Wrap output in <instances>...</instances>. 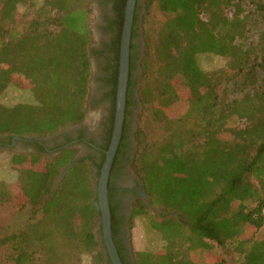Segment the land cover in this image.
<instances>
[{"label":"trees","instance_id":"1","mask_svg":"<svg viewBox=\"0 0 264 264\" xmlns=\"http://www.w3.org/2000/svg\"><path fill=\"white\" fill-rule=\"evenodd\" d=\"M136 3L130 44L125 117L135 81L133 38L143 5ZM145 0L146 50L138 98L142 107L134 137L132 168L148 202L137 201L132 218L146 217L163 240L158 252L134 250L135 264H264V2L250 0ZM126 0H103L101 30L108 37L91 48L89 0H0V92L8 84L29 90L31 102H0V138L28 144L77 124L85 114L91 56L99 58L108 100L99 162L76 149L51 159L41 146L13 154L18 220L0 235L11 264H83L85 252L98 256L95 217L99 215L91 172L99 176L113 128L119 47ZM232 8L231 16L226 10ZM20 9L25 15L18 16ZM155 9V16L152 10ZM201 53L222 56L226 66L203 71ZM14 77L30 83L12 82ZM236 89L221 96L219 85ZM237 118L242 126H231ZM140 120V121H141ZM151 130L160 134L150 137ZM124 122L112 166L126 144ZM228 134V137H224ZM108 181L112 238L116 237L115 186ZM237 205L234 207V204ZM100 233H101V229ZM260 230L263 234L258 237ZM109 261V259L107 258Z\"/></svg>","mask_w":264,"mask_h":264},{"label":"rangeland","instance_id":"2","mask_svg":"<svg viewBox=\"0 0 264 264\" xmlns=\"http://www.w3.org/2000/svg\"><path fill=\"white\" fill-rule=\"evenodd\" d=\"M264 2V0H262ZM90 2V6H91V15H90V28H91V32H92V40L90 43V47L91 48H98L101 46V41L106 38V35L103 33V31L101 30V24L103 22V9L102 6L100 5V3H98L97 0H89ZM250 0H245V4L246 7L249 6L250 4ZM145 0H141V4L143 5V8L140 12V17L139 20L137 22L136 25V29H137V34L135 38H138L139 40V56L137 59V65L138 68L135 69V75H134V79H135V93H136V98H137V108L135 109L134 112V116H133V126H132V132H133V137H132V143L134 145V147L136 148V141H135V137H134V132L137 128L138 125H142L143 122L140 118V115L142 114V107L141 104L139 102V98H138V90L141 84V78H142V69L140 66V62L143 58V54L146 50V43H145V33L151 30L150 27V23L152 22L153 24L157 23V18L154 19L153 17H151V21L150 23L147 22L145 24H143L142 19L144 17L145 14ZM141 5V6H142ZM23 9H20V12L18 14V16L20 17L21 15H25L23 13ZM152 14L155 16L156 10L153 9ZM233 12L232 8H228L226 10V14L228 16H231ZM98 24V25H97ZM264 31V23L260 24V26L258 28H254L253 31L251 32V38H257V36ZM197 60V64L199 66V68L203 71H212L218 68H223L226 66L227 63V59L219 56V55H215V54H209V53H201L198 54L196 57ZM95 57L92 55L91 56V71L92 69L94 70L95 68ZM93 67V68H92ZM91 78V75H90ZM14 80H12V82L16 83L17 85H19L17 82H21L23 85L30 83L29 79H21L20 77H14ZM99 82V81H98ZM99 84L97 83V79L91 81V79L89 80V84H88V95L87 98L89 96V94L91 93H98L99 92ZM219 91L221 93H223V95L221 96H227V97H235L238 95L236 89H232L231 87L228 86V84L226 83H221L219 85ZM33 100V95L31 94V92L29 90L26 89H22L19 88L13 84H8V86L0 92V102L3 103L4 105H13L15 103H19V102H31ZM87 102V99H86ZM85 122L87 123L88 127L91 128L94 126V124L97 122V120L100 118L101 113L99 112L98 108H93V107H86L85 105ZM141 120V121H140ZM243 121L242 120H238L237 118H233L230 122L229 125L231 126H242L243 125ZM147 126V129L151 128V125L149 123L145 124ZM149 136L150 137H154L156 138L160 132H158L157 130H151L149 131ZM224 137H228V134H224ZM31 152V150L29 151H16V150H0V198H6L7 196L10 195H14L16 193V186L14 185V182L16 180V170L11 166L10 164V159L12 157L13 154H18V153H24L27 154ZM134 153H135V149L132 151V159L130 164H127L129 161V158L126 157L125 160H123V162H126V167H124L123 169H125L126 171L123 173V184L127 185V184H132L135 183L137 180L134 176V174H136L135 171H133L132 168V160L134 157ZM88 156V153L85 152H80L78 153L77 157H85ZM92 158V157H91ZM95 175H93V173L91 172V181H90V185L92 186V189H95V184H96V180H95ZM130 204V202H129ZM131 205V204H130ZM237 205V203L234 204V207ZM18 214V211L16 209V207L11 203L6 201L5 203H1L0 204V235H2L3 233H5L6 229L8 227L13 226V224L17 223L18 220H14L13 218H16L15 216ZM97 217V216H96ZM96 217H95V225H94V233L95 237L98 241V246L96 248V250L101 252V256L103 258V262L104 264H107L105 261V254L103 252L102 246L100 244V228L97 229L98 227V223L96 221ZM127 234L126 237L128 239V244L131 248V252H133L134 250H148V251H153V252H158L160 250V248L162 247L163 244V240L161 239L159 233H157L156 231H154L153 229L150 228L148 220L146 217L143 216H136L134 218L131 217L128 227H127ZM263 234V231L260 230V233L258 234V237H260ZM8 254L9 252L4 249V248H0V264H11V262H9L8 260ZM97 258L98 256L93 252V250H89L88 252H85V254L82 257V263L83 264H95L97 262Z\"/></svg>","mask_w":264,"mask_h":264},{"label":"flooded vegetation","instance_id":"3","mask_svg":"<svg viewBox=\"0 0 264 264\" xmlns=\"http://www.w3.org/2000/svg\"><path fill=\"white\" fill-rule=\"evenodd\" d=\"M97 1L102 6L103 11H105L107 6L102 4L103 0H97ZM138 4L142 5L141 0L138 1ZM138 16L140 17V13ZM136 34L133 38V43L135 47L132 50V54L135 58V60H133L135 67L131 71L132 81H135L134 79L135 78L134 75L136 71L135 69L138 68L137 59L140 53L139 50L140 44L138 38H135ZM107 37L108 36L106 35V38ZM106 38H104L103 40H105ZM94 63L96 65L94 70L92 69L91 71V81L97 79V83L99 84L98 86L100 89L98 93L89 94L86 102V107L98 108L99 112L101 113V116L93 127L91 128L88 127L87 123L85 122L86 115L84 114L83 119L77 124L68 126L55 134L48 135L42 138L41 140H38L37 145L36 144L30 145L26 141L20 139L19 137L18 138L15 137L10 140H8L7 138H0V150H16L21 152H23L24 150L36 151L37 146H41L44 152L48 154V156L51 159H53L56 155H58L62 151V149H76L74 157H77L78 153L83 151L85 153H88L94 161L99 162L100 156L103 154L102 138L105 133L104 122L107 119L106 115H107L108 100L104 96L106 85L104 83H101L99 80V77L102 75L101 73L102 64H100V60L97 57H95ZM135 89H136L135 87L131 88V90H133V97L131 100L132 103L128 106L129 114L125 117V121H124L126 124H128V129L126 131V144L121 148V153L118 154L117 162L114 164V166H112L113 176L111 177V180L115 186V190L113 191L112 201H113V206L115 208V214L117 216L116 237L118 239V245L121 246L123 249V254L125 255L124 260L128 264H135V261H133L134 260L133 253L130 250L128 239L126 237L127 227L132 217V210L137 205V201L139 199H143L145 201V199L141 195V191L143 190L142 184H140L141 181L139 180L136 174H134V176L137 181L133 183V185L123 184V179H124L123 173L126 171L123 168L127 166L126 162H123V160H125L126 157L129 158L127 164H130L132 159L131 154L132 151L135 149L132 143L133 116L135 109L137 108L138 105ZM94 177L95 179L97 178L96 176ZM129 202L131 205L129 204ZM99 236L102 244V249L105 254L106 263L111 264L110 258L107 254L106 248L101 239V235L99 234ZM107 258L109 259V261L107 260Z\"/></svg>","mask_w":264,"mask_h":264},{"label":"water","instance_id":"4","mask_svg":"<svg viewBox=\"0 0 264 264\" xmlns=\"http://www.w3.org/2000/svg\"><path fill=\"white\" fill-rule=\"evenodd\" d=\"M136 3L137 0H126L125 2L124 17H123L120 47H119L118 75H117V86H116V96H115L113 128L111 132L110 142L105 152L104 161L100 168L99 176L95 179L96 180L95 189H93L96 197L95 203L99 211V215H97L96 217V221L98 223L97 229L99 228L101 229V233H100L101 239L106 248L111 264H123L112 238L111 212H110L109 197H108V181H109V175L112 168L113 160L121 139L123 125L125 121L126 94H127V85L130 74L129 72L130 44H131V36H132ZM76 159L77 157H74L63 168H61V173L57 179L56 187L58 186L60 180L65 174L66 169L70 168L72 164L76 161ZM140 184H142V182ZM141 195L143 196L145 201L148 202L149 197L148 195H146V193L143 190L141 191Z\"/></svg>","mask_w":264,"mask_h":264},{"label":"built area","instance_id":"5","mask_svg":"<svg viewBox=\"0 0 264 264\" xmlns=\"http://www.w3.org/2000/svg\"><path fill=\"white\" fill-rule=\"evenodd\" d=\"M262 214L264 215V206H263V208H262Z\"/></svg>","mask_w":264,"mask_h":264}]
</instances>
